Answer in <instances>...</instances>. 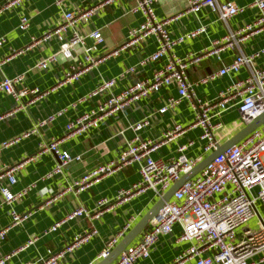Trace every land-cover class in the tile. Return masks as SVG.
Segmentation results:
<instances>
[{"label":"crops","instance_id":"0c3cea01","mask_svg":"<svg viewBox=\"0 0 264 264\" xmlns=\"http://www.w3.org/2000/svg\"><path fill=\"white\" fill-rule=\"evenodd\" d=\"M7 1L0 0V7ZM105 1L23 0L18 5L0 10V39H3L0 44V82L5 78L23 74L24 80L22 84H17V88L28 86L42 91L50 90L46 96L28 106L24 104L28 101L27 98L24 99L23 105H18L11 94L0 91V169L7 165L17 167L14 184H10L6 179L0 180V229L10 226L6 238L0 240V258L20 249L5 264H26L48 257L51 253L64 249L76 234L87 229H97L94 236L61 260V264L94 263L109 239L130 223L127 234L160 198L153 190H147L126 200L118 198L121 191L140 178L137 165H130L102 176L77 194L67 192L47 203L51 193L63 191L89 171L116 158L135 135L159 140L163 133L174 125L187 127L194 120L195 112L188 100H182L175 108L160 113L159 109L168 98L178 95L174 85L160 89L132 103L86 134L66 138L62 143L63 149L73 155H80L82 159L72 163L62 173L48 177L59 161L55 153L41 151V144L48 143L53 138L63 137L70 120L94 109L109 94L128 87L132 81L150 77L168 59L166 55L159 61L144 66L139 64L144 56L158 49L159 42L154 36H150L139 47L105 56L126 41L131 27L138 26L144 20L141 11L134 10L136 0ZM227 1L244 6L245 11L223 21L208 6L198 12L190 11L189 0H156L155 13L158 18L171 19L168 30L174 38L186 35L197 27H206L205 33L176 44L172 52L178 56L204 52L210 49L215 40L256 19L258 10L251 6L254 0ZM92 6L99 7L89 21L79 22L76 29L83 34L98 30L102 33L103 41L98 43L92 38H87L86 43L74 47L72 57L66 59L60 53L59 39L55 36L49 39L44 37L64 21L67 11ZM23 16L30 19V25L26 29L20 28ZM34 40L37 42H33ZM92 46L95 48L89 54L95 58H104L96 64L86 63L87 69L78 80L64 81L66 73L71 71L73 65L86 62V48ZM262 48L264 32L251 35L233 48L220 51L219 55H211L201 60L189 69V78L193 82L195 93L202 99H211L235 78L249 75L250 68L245 66L236 75L219 76L202 82L208 75L229 65L237 53L249 55ZM53 54L57 56V61L48 69L36 66L39 61ZM254 65L264 67V54L254 61ZM131 66H134L135 70L130 73L128 69ZM105 79H115L112 89L79 102V99L94 91ZM74 102L76 105L73 106ZM146 117H149V124L141 131H134L132 125ZM42 121L45 123L38 127L35 133L21 137ZM220 121L223 126L218 133L219 145L226 143L245 127L235 109L223 114ZM201 130L200 126L187 128L173 140L160 144L152 155L155 158L171 159L176 156L179 145L192 141L187 155L200 156ZM17 137L21 139L16 143L1 147L4 142ZM2 186H8L11 191L28 186L31 188L23 199L12 204L17 212L27 214L24 221L14 226H11L10 207L3 203ZM101 199H108L110 203L101 206ZM79 207L86 208L90 214L69 219L56 231L46 232L52 224ZM259 212L264 216V206L259 208ZM180 231L181 227L176 225L171 235L161 237L151 248L149 257L140 258L136 264H169L187 245L175 241ZM141 234L133 242L139 240ZM32 236L37 237L34 243L22 248ZM184 264L195 262L188 261Z\"/></svg>","mask_w":264,"mask_h":264},{"label":"built area","instance_id":"2783aa9c","mask_svg":"<svg viewBox=\"0 0 264 264\" xmlns=\"http://www.w3.org/2000/svg\"><path fill=\"white\" fill-rule=\"evenodd\" d=\"M21 1L23 0H8L0 7V10L18 5ZM109 1L111 0L105 2ZM155 1L136 0L134 10L141 11L144 20L138 26L131 27L128 30L126 41L105 56L139 47L150 36H154L159 42L158 49L144 56L139 64L144 66L159 61L166 55H168V59L150 77L132 81L128 87L109 94L94 109L70 120L63 137L53 138L48 143L41 144V151L55 153L59 161L48 177L62 173L72 163L82 159L80 155H73L63 149L62 143L66 138L86 134L90 129L99 126L132 103L148 97L160 89L174 85L178 91L177 96L168 98L167 102L159 109L160 113L175 108L182 100H188L195 112L194 120L187 127L180 124L174 125L166 130L159 140L142 138L139 134L135 135L116 158L89 171L63 191L52 192L47 203L67 192L77 194L102 176L112 174L130 165H137L140 178L129 188L121 191L118 198L126 200L147 190H153L155 195L161 198L184 174L191 171L217 148L219 145L218 133L223 126L220 117L223 114L232 109L237 110L241 123L246 126L254 118L264 113V67L254 65V61L264 54V48L249 55L237 53L229 65L203 79L202 82H205L219 76L236 75L243 67L250 68L249 75L235 78L211 99L199 97L189 78V69L204 58L219 55L220 51L233 48L251 35L264 32V0H254L251 3V6L258 10V15L252 23L215 40L210 49L186 56L175 55L172 52L175 45L205 33L206 27H197L186 35L174 38L168 30V23L171 19L157 17L154 9ZM205 6L216 12L223 21L245 11L244 6L227 0H189L190 11L198 12ZM98 7L92 6L77 11H67L64 14V21L47 33L44 39L53 36L58 38L61 42L60 53L66 59L71 58L72 49L84 45L87 38L101 43L103 36L100 31L95 30L90 34H83L76 29L79 22L89 21ZM29 25V17L23 16L20 28L26 29ZM2 42L3 39H0V44ZM33 42H37V40ZM94 48V46L86 48V62L73 65L71 71L66 73L64 81L78 80L87 69L86 63L96 64L104 58V56L101 58L92 57L89 52ZM56 61L57 56L53 54L39 61L36 66L40 69H48ZM134 70L135 67L131 66L128 72L131 73ZM23 80V74L14 78H5L0 82V91L11 94L18 105H23L24 99L27 98L28 101L24 102L26 106L46 96L50 91H42L28 86L17 88V84H22ZM114 85L115 79H105L97 85L94 91L79 99V102L96 97L112 89ZM72 105H76V102ZM44 123L45 121H42L37 127L23 133L21 137H28L35 133L38 127ZM148 124L149 117H146L134 123L132 129L136 132L141 131ZM195 126H200L202 129L199 136L202 140L200 156L187 155L186 152L192 146V141L179 145L176 156L171 159L155 158L152 155L160 144L173 140L183 134L187 128ZM21 137L6 141L1 147L16 143ZM16 168V166L7 165L0 169V180L6 179L10 184H14ZM30 189L28 186L18 191H11L8 186L1 187L3 203L10 207L11 226L27 218V214L17 212L12 204L23 199ZM99 203L101 206H105L110 201L101 199ZM261 206H264V123L210 161L194 177L184 182L174 192L171 199L165 202L158 216L150 221L139 240L129 244L111 264H136L140 258L149 257L151 248L161 237L171 235L176 225L181 227V231L175 237V241L187 245L169 264H184L188 261H193L195 264H264V216L259 212ZM89 214L90 212L86 208L79 207L52 224L46 232L56 231L69 219ZM254 221H256V226L253 228L251 223ZM9 228L10 226L0 229V240L6 238ZM129 228L130 223H127L117 235L109 239L96 261L89 264H96L105 259L126 235ZM96 233L97 229L80 232L64 249L26 264H61L62 259ZM36 239V236L30 237L22 248L34 243ZM18 251L20 249L4 255L0 258V264H5Z\"/></svg>","mask_w":264,"mask_h":264},{"label":"water","instance_id":"95a60500","mask_svg":"<svg viewBox=\"0 0 264 264\" xmlns=\"http://www.w3.org/2000/svg\"><path fill=\"white\" fill-rule=\"evenodd\" d=\"M264 123V113L257 116L251 123L246 125L240 132L229 139L226 143L218 145L217 148L200 161L191 171L184 174L158 201L157 203L144 215V217L121 239L111 253L98 264H111L117 259L120 253L131 244L148 226L150 221L157 217L160 210L163 208L165 202L169 201L174 192L187 180L198 174L210 161L222 154L231 146L240 142L243 138L249 135L252 131L260 127Z\"/></svg>","mask_w":264,"mask_h":264},{"label":"rangeland","instance_id":"374dc122","mask_svg":"<svg viewBox=\"0 0 264 264\" xmlns=\"http://www.w3.org/2000/svg\"><path fill=\"white\" fill-rule=\"evenodd\" d=\"M255 226H256V221H254V222L251 223V227L254 228Z\"/></svg>","mask_w":264,"mask_h":264}]
</instances>
